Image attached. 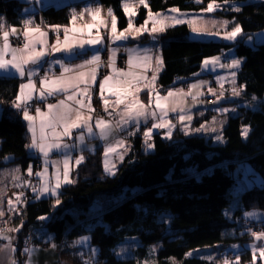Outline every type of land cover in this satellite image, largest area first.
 <instances>
[{"label":"trees","instance_id":"16d2710c","mask_svg":"<svg viewBox=\"0 0 264 264\" xmlns=\"http://www.w3.org/2000/svg\"><path fill=\"white\" fill-rule=\"evenodd\" d=\"M98 1L114 10L119 30L127 27L128 19L121 0ZM209 2L146 0L148 7L139 5L132 19L138 26L144 22L149 10L158 12L175 7L180 11H201ZM22 7L20 0H0V15L7 25L22 23ZM73 7L79 13L85 5L47 7L33 16V22L68 25ZM223 15L241 25L242 34L246 36L232 43L193 40L186 24L154 34L164 66L157 79L161 89L183 84L199 70L204 58L233 49L234 55L243 59L236 73V83L243 86L246 95L259 99L264 96V45L256 47L244 42L246 37L264 28V0L243 2L240 11ZM17 86V78L0 77V102L8 100L17 91ZM232 98L221 104L242 103L240 98ZM212 116L213 112L209 110L196 115L192 128ZM242 126L249 128L246 138L242 137ZM222 135L224 144H212L210 139L185 135L179 129L173 131L171 139L155 133L150 140L154 148L146 151L144 138L139 133L129 139L130 147L112 176L102 173L101 152L97 149L74 169L75 182L60 188L59 205L53 207L55 197L35 199L30 196L13 217L11 223L19 227L15 240L16 257H20L18 252L23 248L25 234L43 223L45 228L42 230L52 234L51 242L58 247L89 233L90 245L96 249L92 264H138L136 261L145 256L146 247L158 241L162 242L157 252L158 264H171V258L179 264H219L185 255L205 246H214L220 253L228 254L230 246L244 245L253 239L234 219L245 211L264 210V104L257 110L240 107L238 115L228 117ZM28 143L23 120L12 112L2 115L0 167L16 164L24 171L33 164L34 159L26 148ZM5 157L11 159L5 161ZM242 161L260 176L261 183L243 190L238 199L239 206L228 215L226 209L237 180L235 170ZM94 202L97 203L95 208ZM89 224L90 230L86 228ZM257 224L262 225L264 221H257ZM131 237L140 242L136 258H117L114 248ZM79 249L89 255L85 248L78 246L60 248V255H67L71 260L69 252ZM235 255L240 261L227 264H250L252 261L246 246ZM73 264L79 262L73 261Z\"/></svg>","mask_w":264,"mask_h":264},{"label":"snow or ice","instance_id":"6c2138e0","mask_svg":"<svg viewBox=\"0 0 264 264\" xmlns=\"http://www.w3.org/2000/svg\"><path fill=\"white\" fill-rule=\"evenodd\" d=\"M203 0H195V3H202ZM228 0H225L227 3ZM122 8L125 15L128 17L127 28L123 31H117V17L114 10L109 7L107 9V17L111 18V28L108 31V60L107 67L111 70V74L104 75L102 80H99L100 100L102 103L103 111L107 113L109 119L99 117L94 120L92 113L95 109L92 107L93 87L97 83L98 69L101 65V56L98 49L95 50L89 58L83 60L79 64L66 63L64 60L56 59L54 61H47L46 57L50 54L63 53L68 60H72L78 56L86 54V48H94L97 45L105 43L104 36L101 33V28L107 29V21L102 17L103 6L86 5L81 9L79 13L73 7L70 12V23L73 25L77 19H83L85 16L89 17L91 23H87L80 28L75 26L69 28L67 26H49L50 31L54 32L56 39L54 43H51L49 51V33L42 31L39 26L33 27V21L31 19H24L23 23V42L21 47H14L10 42V36L17 34V28L12 26L10 29H6L5 24L0 23V72L14 73L22 80L26 79V82H22L19 85V92L17 93L14 101H12V108L21 113L22 119L27 122V132L30 134L29 143L26 148L38 153L43 160V167L41 170L33 172L32 165H29L27 169L28 176H35L39 180V188L33 187V191L37 193L36 198L39 199L43 195H50L55 197V204H60L59 189L63 185L74 183L70 178V162L72 160L71 152L74 149L80 148L85 144L86 140L99 139L100 141H109L112 139L113 143H107L104 147V169L105 172L110 175H115V165L109 166V154H115L121 161L123 160V153L118 152V148H123L127 151V146L123 139H115V132H123L130 124H134L137 129L141 121L145 124L151 119V127L146 128L143 132L144 143L146 151L154 148V145L149 141L152 139V131L154 129H167L164 138L171 139L175 125L167 119L169 115V109L167 105H175L179 102L180 98L177 96L178 92H182V89L173 90L170 89L166 95H161L155 90V83L158 79V73L163 66V61L160 56L151 55L150 49L139 48H125L124 51L127 56V70L116 68V56L120 51V48H113L110 45L117 42L127 41L129 35L132 39H136L138 36L147 32L152 35L156 32H164L168 27H175L176 25L187 24L190 31L198 36L201 34L220 36L221 39L226 41L235 42L238 37L242 35V26L235 24L231 30L228 29L230 22L228 20L217 21L215 19L205 20L203 16L189 17L187 13H180L178 8L169 9L170 14L155 13L150 10L148 17L144 23L139 27L134 25L132 19L137 13L131 11V4L129 0H121ZM139 5L148 7L146 0H138ZM221 8V5L216 3V0H210L207 7L202 9L201 12L213 13ZM233 11H240V8L236 5L232 6ZM197 21H201L204 24L211 23L216 28L214 32H209L205 28H198L194 25ZM151 23L152 27L149 29L147 25ZM159 25V27H157ZM96 29L93 35L92 29ZM220 29H224L223 33ZM63 31V40L60 39V32ZM71 33V35H70ZM19 38V37H18ZM155 38V37H153ZM252 38L249 37V40ZM79 50V51H78ZM155 60L156 69L152 71L151 78L146 75L149 71L150 63ZM49 64L48 68H44L43 65ZM58 64L60 68L59 75H49L51 72V64ZM241 65V60L232 58L230 62L221 63L220 57H212L205 59L202 63V68L207 70L209 66L214 71L217 66L222 69H228L231 72V83L233 87L231 89L232 97L240 96L243 92V86L240 88L235 87V69H238ZM139 70V71H138ZM43 72L41 76L40 73ZM198 75V74H197ZM39 77L37 80L36 78ZM226 77H217V84L222 89L217 96V101L225 98V92L223 91L224 82ZM206 81H201L199 84H192L189 86V92L191 89L198 88ZM38 85V87H37ZM143 85V87H141ZM108 89L112 96H115L114 104L110 105L109 101L105 98V89ZM147 89L148 102L145 104L140 98L139 94ZM208 92L216 96L214 90L209 87ZM62 96V99H58L56 103H46L45 107L47 111L42 110L41 107H35V114H31L30 108L32 107V101L39 100L46 102L49 98H56ZM153 96L155 100L153 101ZM193 101L197 100V96L191 97ZM253 100L257 98L252 97ZM153 102L155 108H152ZM123 105L121 108L120 106ZM109 107H112L113 111H109ZM159 110V115L157 114ZM172 112H176L177 108L173 106ZM221 114L229 111H236L232 109H217ZM191 121L192 116L185 112L183 108L179 109L178 121L182 125V130L185 135L189 134L186 130L187 126L183 122ZM215 120V118H214ZM74 130H79V135H73ZM205 130V125H201L200 128L195 129L196 132ZM215 132V128L208 129ZM249 128L245 127L242 131V136L247 137ZM129 135L134 133L129 131ZM217 140H222L221 136L216 137ZM73 140L74 142L69 144L66 141ZM89 151L93 149L89 148ZM57 154L59 159H52V155ZM9 158L5 157V161ZM84 161V157L78 156L75 158V164L78 166ZM62 166V168H61ZM51 167L52 171L49 172ZM19 168L12 170L13 179L15 181L20 180ZM17 187L21 186L19 183ZM24 186H31L29 181H24ZM23 193L16 195V203L21 202ZM9 211L15 210L14 202L8 200ZM4 215V212L0 210V217ZM247 216H254L255 213H248ZM39 219H46V217H40ZM9 231H19V228L9 229ZM256 240L264 238V232L254 234ZM0 240H7L8 244L4 247H0V251L9 250L11 253H15L16 249L11 247V238L0 233ZM88 237H84L77 241V244H85ZM54 247V245H53ZM253 253L255 255L256 246L253 245ZM25 252L31 254L30 249H25ZM125 250H121L117 255H122ZM260 255L264 257V247L259 249ZM92 256L96 254L95 249H91ZM191 255V254H189ZM239 257H237L238 259ZM15 264V261H13ZM30 264V261H29ZM85 264H91L90 261ZM227 264V262H226Z\"/></svg>","mask_w":264,"mask_h":264},{"label":"crops","instance_id":"0c3cea01","mask_svg":"<svg viewBox=\"0 0 264 264\" xmlns=\"http://www.w3.org/2000/svg\"><path fill=\"white\" fill-rule=\"evenodd\" d=\"M20 1L23 2V7H22V10H21V15L23 16V20L24 19H31L32 21H33V16L34 15H36L42 9L47 8V7L59 8V7L65 6V5L68 6V5H73V4H76V3H83L85 6L86 5H96V3H95L96 0H20ZM100 5L103 6L102 17L107 21V25H108L107 29L101 28V33L103 34L104 40H105L104 44L97 45L94 48H86V54L85 55L79 56V57L74 58L72 60H68L67 57L63 53H56L54 55L50 54L48 57H46L47 61H54L56 59H61V60H64L66 63L79 64L83 60L89 58L90 55L95 50L98 49L99 54L101 56V61L102 62H101V65H100V67L98 69L97 83L94 85L93 90H92L93 91L92 107L95 109V112L92 113L94 120L96 118H99V117H104L105 119H108L107 118V113H105L103 111L102 103H101V100H100L99 80H102L103 77H104V76L100 77V74H101V72L103 70H107L108 74L109 75L111 74V70L107 67V60H108V51H107V47H108V31L111 28V18L107 17V9L109 7L104 6L101 3H100ZM137 7H138V5L136 6V8ZM136 8H135V10H136ZM0 23L5 24L6 29H10L12 26H15L17 28V34L14 35V36H10V42H11V44L14 47H21L22 46V42H23V36H22L23 23H21L20 25H7L1 15H0ZM87 23H91V20H90L89 17L85 16L83 19H77V21L75 22L74 25L72 23H69L68 25H64V26H67L69 28H71L73 26H75L77 28H80V27H82L83 25H85ZM32 26L33 27L39 26L42 31H45V32L49 33V37H50V39H49V51H51L50 45H51V43L55 42L56 35H55L54 32L50 31L49 26H57V25L43 24L42 22L39 21L38 23H34L33 22ZM58 26H60V25H58ZM64 26H62V27H64ZM117 31H118V28H117ZM95 32H96V29L95 28L92 29L93 35L95 34ZM70 35H71V33H70ZM153 37H154V33L152 35H149L147 32H145L143 35L138 36L136 39H132L131 35H129V39L127 41L117 42L116 44L110 45L113 48H120V51L117 53V56H116V64H115L116 68L127 70V63H126L127 56H126V53L124 51L125 48H133V47L139 48V49L147 48V49L151 50V55L160 56L162 58V55H161V52H160V46L155 42V38H153ZM143 38H145V40H142ZM60 39H61V41L63 40V31L60 32ZM14 42H17V43L14 44ZM154 49H155V51H154ZM157 49H159V50H157ZM104 50H106V51L104 52ZM152 53H156L157 55H154ZM121 54L124 56V65L118 66L117 60H118V57ZM43 67L44 68H48L49 64L45 63L43 65ZM156 67H157L156 62H155V60H153L150 63V65H149V71L146 73V75L149 77V79L151 78L152 71H154L156 69ZM163 69H164V66H162L161 70L159 71L158 77L162 73ZM59 72H60L59 65L55 64V63L51 64V72L49 73V75L51 76V75L55 74V75L58 76ZM208 74H209V76H211V78L213 77L210 73H208ZM208 74H202L201 76H203L204 79H207L206 76ZM40 75L41 76L43 75L42 71H41ZM0 77H15V78H17V80H18L17 91L8 100H6L4 102V105L8 109H10L16 116H19L22 119L21 113L17 112L16 109L12 108L11 104H12V101H14L17 93L19 92L20 83L26 82V79L22 80L19 76L15 75L11 71H10V73L0 72ZM216 77H217V74H216ZM36 79L38 80L39 77H37ZM192 79H194V78L191 77L187 81L183 82V84L176 85L174 87L165 88V89H161L158 86L157 81H156L154 87H155V90L158 91L160 94H165L170 89L179 90L182 87H185V86L187 87L189 82H193L194 81ZM231 79H232L231 77L229 79H226V84H225L226 86L223 88V91L225 92V98L219 100V102H216L217 101V96H219V93L222 91V89L219 87L218 84L215 83V81H212L211 79H209L211 81L208 80L211 83V85L214 86L213 88L217 89L216 96H215L216 98L215 97L207 98V103H209L211 105H209V106L206 105L205 107H209V108H207L206 110H204V109L200 110L201 113L209 110V111L213 112V116H218V113L220 114V112H218L217 109H223V108L232 109L234 107V106L232 107V106H230L228 104H221V102L226 101L225 99H228V98L229 99H233L232 97H228V95H226V94H229V91H226V90L227 89L230 90V87L232 85ZM235 82H236V75H235ZM190 84H192V83H189V85ZM208 86H209V84H208ZM37 87H38V85H37ZM141 87H143V85H141ZM206 89L207 88H205V92H207ZM104 96L109 101L110 105L114 104L116 97L112 96L107 88L105 89ZM62 98H63L62 96H58L56 98H49L48 101H46V102L35 100V101H32V106H35V107L39 106V107L42 108V110L47 111V109L45 107L46 103H56L58 99H62ZM139 98L145 104H147V102H148L147 89H145V91H142L139 94ZM120 107L122 108L123 105H121ZM237 107L240 108V107H245V106L239 104ZM152 108H155V107L152 105ZM245 108H247V107H245ZM98 111H101V113L104 114L105 116H101ZM109 111H113L112 107H109ZM200 111H197V113H199ZM30 112H31V114L34 115L35 114V109H32V107H31L30 108ZM170 113L174 114L173 112H170ZM1 115H4V113L1 114ZM236 115H238V113ZM236 115H234V116H236ZM212 117L208 120V122L212 119ZM227 119L228 118H226V122H227ZM23 122L25 123L26 129H27V122L24 121V120H23ZM148 123L150 124L149 126H147ZM148 123L145 124L143 121H141V123L139 125V129H137V127L134 124H130V125H128L126 127L125 131H123V132H115L113 135H114L115 139H123L125 141V145L127 146V151H128V149L130 147L129 139L132 138L135 135H138L139 133L144 138L143 132L146 130V128L151 127V124H152L151 119H149ZM173 125H175L173 131L175 129H179L180 131L183 132L181 127L176 126V124H173ZM129 131L133 132L134 134L133 135H129L128 134ZM159 131L166 132L167 130L166 129H154L152 131V135L155 134V133H158ZM207 133H209V132H207ZM79 134H80L79 130H74L73 135H79ZM189 134H190V132H189ZM198 135H201V136L205 137V135H210V133L209 134L205 133V135L204 134H198ZM28 136H30L29 133H28ZM66 142L71 144L74 141L73 140H67ZM113 142L114 141L112 139H110L107 142L100 141L99 139H91V140H86L85 144L81 145L80 148L74 149L71 152L72 160L70 162V168H71L70 178L75 182L76 176L74 175V169L77 167V165L75 164V158L82 155L84 157V161H85L86 159L89 158L90 154L94 153L97 149H99L100 152H101L100 153V157H101L102 173L104 175H106V176H112V175H110V174L105 172V169H104V155H103V153H104V147L106 146V144L107 143H113ZM224 142H225V140L223 139L222 142L219 143V144H224ZM212 144H215V143L212 142ZM89 148H91L93 150L89 151L88 150ZM27 150H28L29 155H31L33 157V159H35V157H37L39 159L40 166H39L38 169H34L33 168V172L41 170V168L43 167L42 158L39 156L38 153L34 152L33 150H29L28 148H27ZM117 151L118 152H122L123 153V157H124V155L127 152L123 148H118ZM8 158H9L8 160L11 159L10 157H8ZM51 158L52 159H59L60 156L57 155V154H53ZM121 162L122 161L115 154H111V153L109 154V166L111 167L112 164L115 165V168L113 169L115 171V173L118 170ZM28 167H29V165H28ZM28 167L24 171H22L20 169V167L18 165H16V164H10V165H5V166L0 167V210H2L4 212V215L2 217H0V233H3V235L11 238V247L14 248V249H16L15 240H16V234H17L18 231H9V229H16V228H15V225L11 224V222L8 220V216H7L8 215L7 214L8 210H5L4 204H5V200L6 199L7 200L11 199L14 202L15 206H17L16 195L20 194V193H23L24 192L23 190H27V192L29 193L30 196H34L36 198L35 194L33 193V187H36L38 185L37 188H39V186H40L39 185V180L35 176H28L27 175ZM32 167H33V164H32ZM15 168H19L21 170L20 173L17 174V175L20 176V180L19 181H15L13 179L12 170L15 169ZM61 168H62V166H61ZM51 171H52V169L50 167L49 168V172L51 173ZM27 177H32L31 178L32 180L27 179ZM24 181H29L31 186H24ZM17 183H19L21 186L17 187L16 186ZM71 184H73V183H71ZM67 185H69V184H67ZM63 186H66V185H63ZM46 196L48 197L50 195H46ZM46 196H43V197H46ZM243 215H244L245 219H247V220L250 219L244 213H243ZM252 217L256 221H264V211L256 212V214L254 216H252ZM38 232H37V238H38L39 243H41V245L40 246H36V247L27 248V249L32 250L30 255H29V253L24 251L25 249L23 247L18 252L19 256H20L19 259H18L16 257L17 249H16L14 254L6 249L4 251H0V264H13V261H15V264H29V261H30V264H73V261H77V262H79V264H84V262L81 260V257H86V258L89 257V255L86 256L84 254L85 251L81 250V249L73 250V251L69 252L71 260L67 257V255H64V256L60 255V248H65L66 249V247H70V246H78V247L86 248L85 246H87L88 243L90 244V239H89L88 234L76 238L75 241H72L69 244H65L64 246L62 245L61 247H58V246H56L55 244H53L51 242V240H52V234L51 233L48 234V235L46 234L45 238L43 239V232H41L42 233L41 235H39ZM84 237H88V240L86 241L85 244H77L76 243L77 241L81 240ZM262 240H263V238H261L260 240H257L256 244L258 245L259 243H261ZM7 244H8L7 240H0V247H4ZM53 245H54V247H53ZM261 247H264V245L261 246ZM261 247H258L257 249H260ZM92 263H93V261H91V264Z\"/></svg>","mask_w":264,"mask_h":264},{"label":"rangeland","instance_id":"374dc122","mask_svg":"<svg viewBox=\"0 0 264 264\" xmlns=\"http://www.w3.org/2000/svg\"><path fill=\"white\" fill-rule=\"evenodd\" d=\"M251 1H259V0H239V1H229L227 3H225V2H217L216 1L217 4L221 5V8L216 10V11H214L213 13H207V12H201V11H180V10L179 11H180V13H187L189 15V17H192V16H203L205 20H209V21L212 20V19H215L217 21L228 20L230 22H234L233 19H229L223 14L224 13H228V12H235V11L232 10V6L233 5H236V6H238L240 8V5L243 2H251ZM129 2L131 4V9L130 10L131 11H136L135 10L136 6L137 5L139 6L138 0H129ZM95 3L100 5V2L98 0H96ZM121 6H122V3H121ZM169 9H171V8H168V9L163 10V11L152 12V13L153 14H155V13L170 14L169 11H168ZM147 17H148V14H147ZM147 17H146V19H147ZM126 18L128 19L127 16H126ZM235 24H236L235 22L234 23H230L228 25V29L227 30H231V28ZM139 26H136V27H139ZM194 26L198 27V28H205L209 32H214L219 27V25H217V27L214 28L211 25V23L204 24L201 21H197V23ZM147 27L149 29H151V27H152L151 23H149V25H147ZM157 27H159V25H157ZM123 30L124 29H122V30L118 29V32L119 31H123ZM223 31H224V29H220L221 33H223ZM156 33H158V32H156ZM189 37L191 39H193V40H200V41H216L217 42V41L220 40V41H223L225 43H232V41H226V40L221 39L220 36H213V35H207V34H201V35L196 36L190 31V28H189ZM249 37H251V36L246 37L244 39V42L246 44L251 45L253 43V40L252 39L249 40ZM239 38L240 37H238L237 40ZM157 50H159V49H157ZM154 51H155V49H154ZM152 54L157 55L156 53H152ZM212 57H220L221 58V63L230 62V60L232 58L240 59L241 62L243 61L242 58H238V57H236L234 55L233 49L223 50L219 54L204 58L202 60V62L200 63L199 70L197 72H195L191 76V77L194 78V79H192L194 81L193 82H189V83L199 84L201 81H206L207 84H204V85H202V86H200L198 88L191 89V92H189V86L192 85V84L189 85V83H188L187 87L186 86L182 87L181 89L183 91L177 93V96L180 98L179 102L177 104H175V105H172V104L167 105V107L169 109V115H168L167 119H169L173 124H176V126H179V127L182 128L181 123L178 121V115H179V109L183 108L185 110V112H187L188 114H190L192 116V120L190 122L187 121V120H185L183 122V124L187 126L186 130H188L190 132V134H192V135H198V134H204L205 135V133L206 134L210 133V135H205V137L204 136L203 137L205 139H210L211 142H214L215 144H219L224 139L223 135H222V131H223V128H224V126L226 124V118H228V116L229 117H233L234 115H236L238 113L239 108L237 106L239 104H241V105H244L245 107H247V108H249L251 110H257L260 107V105L264 104V96L262 98H260V99L256 97L257 99L253 100L252 97H254V96H249V95H246V94H244L242 92L240 96H237V98H240L242 100V103H228V105H230L232 107L234 106L233 108H235V109L237 108L236 111H234V112L233 111H229L228 113H223V114H221V113L219 114L218 113V116H213L212 119L209 122L208 121H204L203 122V125H205V130H202L200 132H196L195 129L200 128V126L202 124L200 126L196 127V128H192L193 121L196 118L195 116L201 113L200 110H202V109L206 110L207 108H209V107H205L206 105H208V106L211 105V104L207 103V98L215 97V96L211 95L208 92V88L211 87L214 90L215 93L217 92V89L213 88L214 86L211 85V83L209 81H211V80L215 81V83L217 84V77L223 76V77H226L227 79H229L231 77L230 70L222 69L219 66H217L214 71L211 69V66H209V68L207 70L202 68L203 61L205 59L212 58ZM123 62H124V59H123ZM118 66H120V65H118ZM239 68L235 69L234 71L237 72L239 70ZM208 73H210L213 76L212 78H210L211 80L204 79V77L201 76L202 74H208ZM216 74H217V77H216ZM208 84H209V86H208ZM225 84H226V81L224 82V87L226 86ZM232 87H233V84L231 85L230 90L229 89L226 90V91H229L228 97H232V95H231ZM235 87L240 88L241 86H239L235 82ZM205 88H207L206 89L207 92H205ZM167 92L165 94H161V95H166ZM192 96H197L198 97L197 100L193 101L192 98H191ZM234 98H236V97H234ZM154 100H155V96H153V101ZM153 106L155 107V103L154 102H153ZM173 106H175L177 108V111L173 112L174 114H171L170 112H172L171 108ZM197 111H200V112L197 113ZM7 112H12V111L10 109H8L7 107H5L4 102H0V113L1 114H3V113L6 114ZM1 114H0V117L2 116ZM157 114L159 115V110L158 109H157ZM214 118H215V120H214ZM245 127H247V126H242L241 127V134H242V131H243V129ZM211 128H215L216 131L215 132L209 131L208 129H211ZM207 132H209V133H207ZM158 135L162 136L164 138L165 132H163V133L160 132V133H158ZM218 135L222 137V140H217L216 139V137ZM242 137L246 138L244 136H242ZM148 151H151V150H148ZM29 165H32V163H30ZM33 165H34V163H33ZM235 175H236V179L237 180H236V183H235L234 188L232 190V197H231L230 203L228 205V208L226 209V211L229 210L228 215L231 214L232 211L239 206L238 199H239L240 193L243 190H245V189H247L249 187H252V186L259 185L261 183L260 176L257 173H255V171L251 168V166L248 163H246L244 161H242V162H240L238 164L237 169L235 170ZM37 186H36V188H37ZM23 191L26 192V194L25 195L23 194V197L21 198V201L24 200V203H25L26 200L30 197V195H29V193H27V190H23ZM33 193L35 194V196H37L36 192L33 191ZM43 196H46V195H43ZM43 196H41L40 198H45ZM35 199H37V198H35ZM24 203L23 204H21V202L17 203V206H15V210L14 211H9L8 200L7 199L5 200L4 208H5V210H8V213H7L8 215L7 216H8V220L10 222L13 219V217H15L20 212V210H21L22 206L24 205ZM96 206H97V203L94 202L93 203V208H95ZM261 211H264V210L252 209V210H249V211H245L244 214L245 215L248 214V213H255L256 214V212H261ZM249 218H250V219H248L249 222H251V223L256 222V226L252 227V229L249 231V233L252 235L253 239L251 241H249V242H245L244 245L236 244V245L230 246L229 250L232 253L222 254V253H220L221 252L220 249H218V248H216L214 246H205V247H202V248H199V249L190 250V251H188L186 253L185 256L186 257L195 256V257H199V258L206 259V260H213V261L218 262L219 264H225L226 262L229 263V262L234 261V260H236V262H237L238 259H237V255H235V254L238 253L240 248H243L244 246H246V247H248L250 249V252L252 254V261L250 262V264H264V257H262L260 255V251H259V249H257L258 247H261V246L264 245V238L261 241V243H259L257 245L256 244L257 240H255L256 238H255V235H254V234H259V233L264 232V226H262L260 224H257V221L254 220V218L252 216L249 217ZM239 224H241V223H239ZM15 228H19V227L15 226ZM86 228L88 230H90L91 225L89 224L88 226H86ZM245 230H247V229L245 228ZM254 230H256V231H254ZM41 232H43V239L45 238L46 234L47 235L50 234L47 231L40 230L38 232L39 235L42 234ZM88 236H90L89 233H88ZM40 245H41V243L38 242L37 246H40ZM253 245H256L255 255L253 253V247H252ZM139 246H140V242H139L138 238H136V237L126 238L123 242L117 244L116 247L114 248L115 256L117 258H119V259L136 258L135 257L136 249ZM161 246H162V242L161 241H158V242H156L154 244L148 245L146 247L145 256L143 258H140V259L138 258V261H136V262L138 264H158L157 252L161 248ZM85 247H86L85 249L89 253V257H87V258L86 257H81V260L84 262V264H85V262H87V261L91 262V261L95 260V258H96V254L93 257L92 253H91V249H95V247L90 245L89 243ZM24 249H26V248L24 247ZM122 249L125 250L124 253L122 255H117V253L121 252ZM189 254H191V255H189ZM238 261H240V260H238ZM170 263L171 264H179V261L175 260L174 258H171L170 259Z\"/></svg>","mask_w":264,"mask_h":264},{"label":"built area","instance_id":"2783aa9c","mask_svg":"<svg viewBox=\"0 0 264 264\" xmlns=\"http://www.w3.org/2000/svg\"><path fill=\"white\" fill-rule=\"evenodd\" d=\"M16 43H17V42H14V44H16ZM105 51H106V50H104V52H105ZM104 52H103V53H104ZM123 59H124V56H123V55H120V56L118 57L117 64H118V65H124ZM106 74H108V71H107V70H103V71L101 72V74H100V77H102V76H104V75H106ZM206 78H207V79H210L211 76H206ZM226 95H228V94H226ZM32 109H35V106H32ZM98 112H99V114H100L101 116H105L104 114L101 113V111H98ZM107 118L109 119L108 116H107ZM149 125H150V124L148 123L147 126H149ZM160 132H162V131H159L158 133H160ZM162 133H163V132H162ZM39 166H40L39 159H38L37 157H35L33 168H34V169H38ZM31 178H32V177H27V179H29V180H32ZM27 193H28V192H27ZM23 194L25 195L26 192H23ZM23 203H24V200L21 201V204H23ZM6 206H7V205H6ZM234 221H235L236 223H238V224H239V223L243 224L244 228H246L247 231H250V230L252 229V227H255V226H256V223H255V222L251 223V222H249L247 219H244V215H243V213H241L240 215H238V216L234 219ZM262 225L264 226V224H262ZM44 228H45V227H44V224H43V223H40L38 226H34L33 228H31V229L25 234V236H24V238H23V241H22V245H23V247H25V248L36 247L37 244H38L37 232H38L39 230L44 229ZM254 231H256V230H254ZM251 232H252V231H251Z\"/></svg>","mask_w":264,"mask_h":264},{"label":"water","instance_id":"95a60500","mask_svg":"<svg viewBox=\"0 0 264 264\" xmlns=\"http://www.w3.org/2000/svg\"><path fill=\"white\" fill-rule=\"evenodd\" d=\"M246 35L243 34L240 38L245 37ZM252 38H253V45L254 46H262L264 45V28L260 29L257 32H254L251 34Z\"/></svg>","mask_w":264,"mask_h":264}]
</instances>
